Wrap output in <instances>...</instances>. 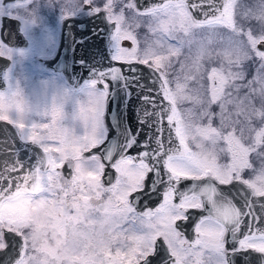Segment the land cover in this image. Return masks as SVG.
<instances>
[{
	"label": "snow or ice",
	"instance_id": "1",
	"mask_svg": "<svg viewBox=\"0 0 264 264\" xmlns=\"http://www.w3.org/2000/svg\"><path fill=\"white\" fill-rule=\"evenodd\" d=\"M66 7L98 21L75 114L0 91V264H264V0Z\"/></svg>",
	"mask_w": 264,
	"mask_h": 264
},
{
	"label": "flooded vegetation",
	"instance_id": "2",
	"mask_svg": "<svg viewBox=\"0 0 264 264\" xmlns=\"http://www.w3.org/2000/svg\"><path fill=\"white\" fill-rule=\"evenodd\" d=\"M19 0H7L14 2ZM34 1V0H32ZM45 5H40L34 12V26L39 34L45 33L46 37L40 39L37 36L30 39L23 31L20 19V29L27 37V43L24 45L9 44L0 37V54L8 57V63L0 69V91L24 90L28 97L24 98L28 107L31 109L29 118L33 122H41L46 119L44 113L50 111L55 100L56 103H62L63 110L67 117L71 118L78 108V101L82 100L81 89L85 80L72 84L67 81L64 73L51 65H48L45 59L54 57L60 44V33L62 20L68 15H82L78 10L66 7L68 0H42ZM6 13V12H2ZM1 14V13H0ZM10 14V13H7ZM14 15V14H12ZM16 16V15H15ZM36 35V34H35ZM26 70V71H25ZM31 74L33 78H44L58 75L63 78L65 90L60 91V87L53 89L49 87L48 93H38L34 88L33 80L24 78L23 75ZM49 86V85H48ZM43 98H48L49 102ZM150 206V205H148ZM138 210H146L143 206ZM193 213L196 210H190Z\"/></svg>",
	"mask_w": 264,
	"mask_h": 264
},
{
	"label": "water",
	"instance_id": "3",
	"mask_svg": "<svg viewBox=\"0 0 264 264\" xmlns=\"http://www.w3.org/2000/svg\"><path fill=\"white\" fill-rule=\"evenodd\" d=\"M5 2L7 0H1ZM98 25V21L90 20L85 15H68L62 20V27L60 33V44L57 53L54 57L45 59L48 65L60 69L67 81L72 84H77L83 80L89 78V73L85 66L79 63L81 58H88L89 52L97 51V45L99 40L93 37L91 40L86 41L87 47L81 46L78 41L84 36H90L93 27ZM0 37L9 44L24 45L27 43V37L20 29V19L12 14L1 13L0 14ZM10 37V39L8 38ZM131 42H126V45H130ZM8 63V57L0 54V69ZM91 67V63L87 65ZM117 108L118 113L114 110ZM138 102L135 97L129 102L126 111L121 112L123 104H117L110 102L109 108L111 112L110 118L106 117V123L112 126V131L116 134L113 135L109 143V155L113 154L117 148V135L120 129L116 127L118 124V116L123 115L124 127H129L133 132L139 127L137 118ZM143 136V133H141ZM5 137L12 138L15 146H19L22 142L19 141L16 136V130L12 125H8L7 122L0 121V140H4ZM11 148L12 145L10 144ZM147 203L153 206L152 201H148L147 198L141 201V206ZM140 206V207H141ZM260 254L253 253V257H259ZM2 258V254H0ZM253 264H259L258 259L253 260Z\"/></svg>",
	"mask_w": 264,
	"mask_h": 264
},
{
	"label": "rangeland",
	"instance_id": "4",
	"mask_svg": "<svg viewBox=\"0 0 264 264\" xmlns=\"http://www.w3.org/2000/svg\"><path fill=\"white\" fill-rule=\"evenodd\" d=\"M40 5H45V2H42V0H34V1H32V0H19V1H14V2L2 3L0 0V13L6 12V13H10V14H14V15L18 16L22 21L21 27H22L23 31L26 33V35H28V37L30 39L34 38L35 36L42 39V38L46 37L47 34H45L44 32L41 34H39L38 32H35L38 30L37 29L35 30V26H34V22H33V20L35 18L34 12H36V10H38V7ZM143 35L144 34L141 33V37H143ZM129 46H131V44ZM23 76L25 79L28 78V79L33 80L34 88L36 91H38V93L47 94L49 87H51L53 89L60 87V91L65 90V86H64L65 82H64L63 78L58 76V75L48 76L47 80H46V77L43 80L42 78H40V76L37 79L33 78L31 74H26ZM20 94L24 98L28 97L26 95V91H24V90H20ZM82 98H83V95H82ZM43 99H44V101L49 102L48 98H43Z\"/></svg>",
	"mask_w": 264,
	"mask_h": 264
}]
</instances>
